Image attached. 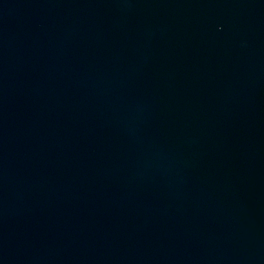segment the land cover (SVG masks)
<instances>
[{
	"label": "water",
	"instance_id": "water-1",
	"mask_svg": "<svg viewBox=\"0 0 264 264\" xmlns=\"http://www.w3.org/2000/svg\"><path fill=\"white\" fill-rule=\"evenodd\" d=\"M0 264H264V0H0Z\"/></svg>",
	"mask_w": 264,
	"mask_h": 264
}]
</instances>
